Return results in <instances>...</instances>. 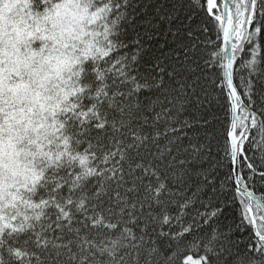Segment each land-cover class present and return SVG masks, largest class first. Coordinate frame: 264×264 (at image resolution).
Masks as SVG:
<instances>
[{"label": "snow or ice", "instance_id": "1", "mask_svg": "<svg viewBox=\"0 0 264 264\" xmlns=\"http://www.w3.org/2000/svg\"><path fill=\"white\" fill-rule=\"evenodd\" d=\"M0 264H264V0H0Z\"/></svg>", "mask_w": 264, "mask_h": 264}]
</instances>
